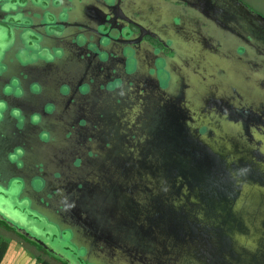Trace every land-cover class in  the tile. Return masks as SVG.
Instances as JSON below:
<instances>
[{"label":"flooded vegetation","instance_id":"flooded-vegetation-1","mask_svg":"<svg viewBox=\"0 0 264 264\" xmlns=\"http://www.w3.org/2000/svg\"><path fill=\"white\" fill-rule=\"evenodd\" d=\"M38 10L49 36L29 55L10 51L0 76L10 112L0 158L79 240L83 263L264 264V238L240 211L264 200L259 20L235 0H45ZM221 62L241 84L215 83Z\"/></svg>","mask_w":264,"mask_h":264},{"label":"water","instance_id":"water-1","mask_svg":"<svg viewBox=\"0 0 264 264\" xmlns=\"http://www.w3.org/2000/svg\"><path fill=\"white\" fill-rule=\"evenodd\" d=\"M41 1L43 2L37 3L32 2L31 0H25L23 2L20 0H0V76L7 68L5 58L10 51H13L12 53L18 52L22 57L29 55L33 52V49L35 50L39 41H41L45 36H49V27L50 24H53V21L48 20L43 22L41 18L43 13L38 10V7L40 4L44 6L45 0ZM235 1L245 8L248 13L254 15V17H256L260 24L264 27V15L262 13L253 11L246 5V3L241 2V0ZM33 5L36 7L35 10L32 9ZM45 8H47V5ZM26 9H30L32 12L27 13L25 11ZM49 12L52 13V10ZM36 19H39L41 22L38 23V27L35 25ZM29 32L35 33L37 36L35 38H31ZM18 42H22L23 46L17 49L15 46ZM25 46H29V48H25ZM6 84L0 83V104L3 105V107H0V125L5 117L10 114L7 110L6 99H4L2 95V93H6L8 90ZM149 119H152L151 121L149 120L150 125L152 124V126L160 123L159 120L155 121V117L152 114ZM185 130L186 128L182 126V128L178 129V133H185ZM151 138L158 139L157 135L154 134L153 136V131H151ZM174 138L175 137H173V139ZM181 138L182 136H179L175 139V141L178 142ZM185 141L186 140H184V143ZM172 144H174V148L178 146L176 143ZM172 144H168L167 146H172ZM182 148L185 150V147ZM191 153L196 155L199 154L198 152ZM205 154H207V152H205ZM5 164L6 162L1 159L0 220H3L6 224L25 237L34 240L37 244L42 246L47 253L62 261L63 264H84L76 247H72L69 242V238L67 239V231H65L66 228L63 226L59 228L55 227L53 223L55 221L52 222L47 215L33 212L29 208L27 204L28 197L23 194L28 193L34 204L36 203V199L32 196V193L25 191L24 188L26 186L23 185L22 179L17 177L15 178L12 173L8 174L7 172H3L6 169ZM243 188L244 185L241 184L240 190ZM258 188V186L257 188L249 187L247 190H258ZM258 202L264 203V200H258Z\"/></svg>","mask_w":264,"mask_h":264},{"label":"rangeland","instance_id":"rangeland-1","mask_svg":"<svg viewBox=\"0 0 264 264\" xmlns=\"http://www.w3.org/2000/svg\"><path fill=\"white\" fill-rule=\"evenodd\" d=\"M255 3H256V0H250V4L252 6H255ZM260 3H256L255 8L259 9L258 10L259 12L264 13V0H263V2H260ZM220 65H221V68L224 70L225 73H222V74H214L213 73L212 75H213V79L215 80V83H220L222 85V90L225 91L226 88L229 85H233V83H235V81L238 82V79L239 78L237 76H234V79H233L232 78V75L229 74L227 71H225L226 68H229V66H228L227 63L221 62ZM238 68L241 69V66L240 67L237 66L236 67V70H239ZM230 73L234 74V72H230ZM245 76L251 77L250 79H252V80L254 79V76L252 77V76H250L248 74L245 75ZM238 83L241 84V81L238 82ZM245 85H248L249 87H251V89L245 88V90H243L245 93L251 95L252 97H254V96L257 95V85L254 84V81L245 82ZM195 88L197 89V92L198 93L201 91V90L198 91V89H200V87L198 86V84H196L195 82L191 81V83H190V89L188 90V95L189 96H191L192 94H193V96L195 95ZM170 92L172 94H174L175 93L174 92V88ZM254 99L255 100L253 102H259V101H257L258 100V97H255ZM196 101H197V103H200L199 100L196 99ZM226 146L227 145L225 144V146H223V147L225 149H228ZM23 195H27V197H28L27 198V204H28L29 208L33 212H36V213H39V214H42V215H47L49 217V219H52L51 220L52 222H53V220H55L45 210H41L39 208V206L35 205L33 203V201H32V198L29 196L28 193H24ZM240 211H241L242 217L245 220H247L252 225V227L254 228L253 231H251V233H254L255 238L257 240L263 239L264 236H263V234L259 230V225L262 222V217L264 216V203H259L258 201H255L251 205H249L247 203H244L243 208ZM53 223H54V226L55 227H58V228L63 225L61 221H55ZM68 238H69V242L71 243V246L72 247H76L78 245L79 240L77 238H74V234L73 233L70 236H68ZM98 263L102 264L101 260H99ZM103 264H105V263H103Z\"/></svg>","mask_w":264,"mask_h":264},{"label":"crops","instance_id":"crops-1","mask_svg":"<svg viewBox=\"0 0 264 264\" xmlns=\"http://www.w3.org/2000/svg\"><path fill=\"white\" fill-rule=\"evenodd\" d=\"M245 1H249L250 4V0ZM260 2L263 0H256V3ZM0 264H61V262L41 249L34 240L25 237L0 220Z\"/></svg>","mask_w":264,"mask_h":264},{"label":"clouds","instance_id":"clouds-1","mask_svg":"<svg viewBox=\"0 0 264 264\" xmlns=\"http://www.w3.org/2000/svg\"><path fill=\"white\" fill-rule=\"evenodd\" d=\"M0 107H3V105H2V104H0Z\"/></svg>","mask_w":264,"mask_h":264},{"label":"trees","instance_id":"trees-1","mask_svg":"<svg viewBox=\"0 0 264 264\" xmlns=\"http://www.w3.org/2000/svg\"><path fill=\"white\" fill-rule=\"evenodd\" d=\"M252 6V5H251ZM253 7V6H252Z\"/></svg>","mask_w":264,"mask_h":264}]
</instances>
